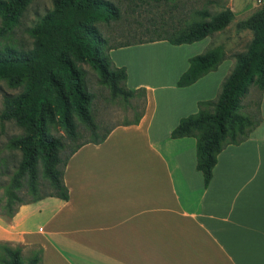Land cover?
<instances>
[{"label":"crops","instance_id":"1","mask_svg":"<svg viewBox=\"0 0 264 264\" xmlns=\"http://www.w3.org/2000/svg\"><path fill=\"white\" fill-rule=\"evenodd\" d=\"M211 42L111 47L127 87L146 91L143 118L70 158L68 201L47 197L20 206L13 218L0 215V242L41 247L42 264H264V121L220 153L208 188L196 138L171 137L199 102L218 97L234 68L226 59L178 87L189 59L219 46Z\"/></svg>","mask_w":264,"mask_h":264},{"label":"trees","instance_id":"2","mask_svg":"<svg viewBox=\"0 0 264 264\" xmlns=\"http://www.w3.org/2000/svg\"><path fill=\"white\" fill-rule=\"evenodd\" d=\"M31 1L0 0L1 36L14 29ZM199 14L208 17L207 12ZM120 17L119 8L110 0H54L53 9L30 30L34 39L33 49L6 47L0 50V81L6 80L12 87L24 86L19 95L6 99L1 118L14 120L25 131L9 143L11 148L22 153V160L6 189L5 211L0 215L13 218L20 206L47 197L68 201L69 189L64 182L68 161L83 145L102 144L111 133L113 128L102 136L97 135L99 126L91 113L94 96L84 87L79 64H87L96 71L114 97H141L144 104L136 119L120 126L140 123L146 108V91L127 87L126 68L114 64L109 54L111 47L107 48V40L96 26L117 21ZM234 20L235 13L226 8L210 20L194 22L174 36L165 35L137 43L166 40L176 46L194 44L225 30ZM237 29L252 32L251 44L245 52L234 58L226 57L223 47L217 46L196 55L189 59L190 66L177 83L180 88L189 87L216 71L226 59L235 61L234 68L220 86L218 97L199 102V111L182 118L171 134L173 139L196 138L197 169L204 176L206 188L213 179L220 153L229 145L238 146L246 142L263 122L260 117L255 119L238 111L253 84L264 90V7L238 22ZM76 118L89 128L95 138L79 143L62 160L59 151L63 143L53 136L51 127L58 124L71 140H77ZM40 173L52 189L42 196L37 195ZM24 180H27L28 190L35 197L13 208L20 198ZM35 248L38 251L27 264H42L43 249ZM0 249L6 253V264H25L21 247L13 249L0 242Z\"/></svg>","mask_w":264,"mask_h":264},{"label":"rangeland","instance_id":"3","mask_svg":"<svg viewBox=\"0 0 264 264\" xmlns=\"http://www.w3.org/2000/svg\"><path fill=\"white\" fill-rule=\"evenodd\" d=\"M110 1L119 8L120 19L110 23L96 24L107 40V48L119 44L145 41L150 38L164 37L165 35L174 36V34L187 29L194 22L210 20L215 14L230 8L235 13V20L225 30L215 33L211 37V44L222 46L226 57L231 58L245 52L253 38L252 32L238 30L237 23L248 19L264 7V0ZM53 2L54 0H32L14 29L4 36L0 35V50L2 51L6 47L17 50L33 49L34 39L30 35V30L37 26L41 19L53 9ZM199 12H207L208 17L201 16ZM230 60L235 64L233 59ZM79 67L83 72L86 91L94 96L91 113L99 126L98 136H102L109 129L136 119L144 104L141 97L129 99L121 96L114 97L110 87L101 81L96 71L87 64H79ZM23 90L24 86L12 87L6 80L0 81V213L5 211L6 189L22 160V153L11 148L9 143L13 138L25 133L24 129L19 127L14 120L5 121L1 118V115L6 108V99L19 95ZM262 107L264 109V90H261L257 84H253L238 113L255 119L260 117L264 121ZM76 124L79 134L77 140H71L62 126L56 124L51 127L53 136L63 143V148L59 151L62 160L79 143L92 141L95 138L89 128L78 118H76ZM256 132H258V128L251 136ZM39 184L37 195L42 196L52 191L42 173H40ZM19 197L13 208L18 207L20 202L31 201L35 197L28 190L27 180H24L23 189L19 191ZM10 247L16 249L20 246L10 245ZM37 251L38 249L35 247H21L22 259L25 264ZM6 259V253L0 249V264H6Z\"/></svg>","mask_w":264,"mask_h":264}]
</instances>
